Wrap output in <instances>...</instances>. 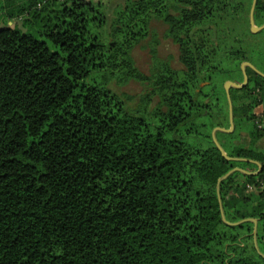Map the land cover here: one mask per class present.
Listing matches in <instances>:
<instances>
[{"label": "trees", "instance_id": "16d2710c", "mask_svg": "<svg viewBox=\"0 0 264 264\" xmlns=\"http://www.w3.org/2000/svg\"><path fill=\"white\" fill-rule=\"evenodd\" d=\"M114 2L4 5L19 23L0 25V264H264L252 68L230 89L234 130L216 131L232 159L212 136L230 126L225 79L242 83L244 61L264 72L252 0ZM254 17L264 23V0ZM157 21L180 67L158 58ZM146 40L148 73L134 57ZM132 80L142 93L122 89ZM236 167L259 173L236 170L218 193Z\"/></svg>", "mask_w": 264, "mask_h": 264}, {"label": "rangeland", "instance_id": "374dc122", "mask_svg": "<svg viewBox=\"0 0 264 264\" xmlns=\"http://www.w3.org/2000/svg\"><path fill=\"white\" fill-rule=\"evenodd\" d=\"M104 1H106V3L110 7H112L114 5L113 3H115L114 1H116V0H104ZM153 27H156V29L158 31L157 32L158 37L160 40V44L157 46L158 58H160L163 61H167V60L170 61L171 65L173 67H180L181 64L179 63V60H178V57H179L178 46H176L175 43L172 42L170 39L165 38L163 36L164 29L166 26L162 22L157 21L153 24ZM134 57L137 61L138 66L140 67V69L143 72L148 73L149 67H151L152 64L154 63V58H153V55L151 53V41L146 40L141 45L137 46L134 50ZM255 63H257L259 68L264 70V59H258L257 62L255 61ZM235 74H237V73H235ZM213 78L216 80H222L220 75H216V74L214 75ZM236 79H239V77L234 75L233 79H225L224 84L227 80L233 81ZM122 89L124 91H126V93L129 95H138L139 93H142L144 91L145 85L141 82L132 80L130 83H127L126 85H124L122 87ZM262 107L263 106H261V108H259V111H262V110H260V109H262Z\"/></svg>", "mask_w": 264, "mask_h": 264}, {"label": "water", "instance_id": "95a60500", "mask_svg": "<svg viewBox=\"0 0 264 264\" xmlns=\"http://www.w3.org/2000/svg\"><path fill=\"white\" fill-rule=\"evenodd\" d=\"M257 4V0H252V5H251V8H250V13H249V21H250V29L253 33H256L260 30H262L264 28V23L261 24V25H257L256 22H255V17H254V11H255V6ZM250 67L252 68L254 71H256L257 73H259L260 75H262L264 77V72H262L261 70H259L253 63L249 62V61H244L242 63V66H241V69H242V72H243V81L242 83H237V82H234V81H231V80H227L224 84V88H225V91H226V94H227V97H228V101H229V122H230V126L229 128H224V127H215L212 131V136H213V140L215 142V144L217 145V147L219 148V150L221 151L222 155L227 158V159H232V157H230L226 151L223 149V147L221 146V144L219 143L217 137H216V131L218 130H221V131H227V132H232L235 128V124H234V113H233V103H232V99H231V96H230V89L232 87H235V88H242L244 87L247 83H248V80H249V77H248V74H247V70H246V67ZM250 161H253V162H256L258 165H259V171L261 170V164L260 162L256 161V160H252V159H249ZM236 170H240L244 173H247V174H258L259 171H255V172H250V171H247L245 169H242V168H239V167H236V168H233L232 170H230L228 173H226L225 175H223L219 180H218V193H219V185H220V182L227 178L232 172L236 171ZM223 215V219H224V214ZM243 220H250V221H253L254 222V234L256 236V233H257V223H258V220L256 218H246V219H243ZM241 222V221H240ZM238 222L236 223H233V224H237ZM255 244L257 246V243H256V238H255Z\"/></svg>", "mask_w": 264, "mask_h": 264}, {"label": "crops", "instance_id": "0c3cea01", "mask_svg": "<svg viewBox=\"0 0 264 264\" xmlns=\"http://www.w3.org/2000/svg\"><path fill=\"white\" fill-rule=\"evenodd\" d=\"M20 1L22 0H0V25L2 26L4 23H7V25H15V24H18L19 23V20L18 18L16 17H8L6 16L5 13H7V11L9 9L7 8H4V5L7 6V5H14L15 7H17V5L20 3ZM11 9V8H10ZM259 108H261V106H258L255 111L260 113L261 111H259ZM260 110H263V107L262 109Z\"/></svg>", "mask_w": 264, "mask_h": 264}, {"label": "built area", "instance_id": "2783aa9c", "mask_svg": "<svg viewBox=\"0 0 264 264\" xmlns=\"http://www.w3.org/2000/svg\"><path fill=\"white\" fill-rule=\"evenodd\" d=\"M260 126H261V124H260ZM261 186L264 187V182H262ZM250 187H251V186H250Z\"/></svg>", "mask_w": 264, "mask_h": 264}, {"label": "flooded vegetation", "instance_id": "af4514ba", "mask_svg": "<svg viewBox=\"0 0 264 264\" xmlns=\"http://www.w3.org/2000/svg\"><path fill=\"white\" fill-rule=\"evenodd\" d=\"M259 25V24H258Z\"/></svg>", "mask_w": 264, "mask_h": 264}]
</instances>
